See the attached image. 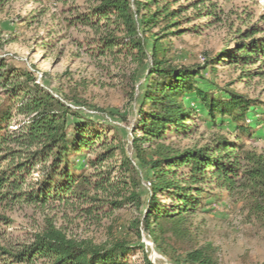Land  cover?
<instances>
[{"label":"trees","instance_id":"1","mask_svg":"<svg viewBox=\"0 0 264 264\" xmlns=\"http://www.w3.org/2000/svg\"><path fill=\"white\" fill-rule=\"evenodd\" d=\"M87 1L86 11L72 13L68 23L92 32L88 53L124 57L133 65L128 76L133 91L138 73L146 71L129 144L137 166L119 139H109L64 95L45 92L24 100L35 88V75L0 55V236L10 222L5 212L23 205L76 202L89 213L88 204L95 202L111 209L145 206L134 229L140 237L141 225L155 244L159 234L174 233L209 198L222 194L240 204L247 218L264 219V154L244 142L253 137L255 117L249 112L259 102L201 83L202 72L208 66L215 71L216 65L264 76V25H249L231 47L200 65L175 64L168 38L191 30L180 28L181 22L211 16L208 7H201L205 0ZM197 120L218 130L209 143L179 148L168 142L172 136L191 135ZM225 125L231 127L227 135L221 133ZM80 157L82 164L77 163ZM139 169L148 187L146 201ZM137 249L143 251L122 238L106 244L76 241L47 222L27 243H0V264H128ZM183 261L214 264L207 245L186 251ZM143 264H152L145 254Z\"/></svg>","mask_w":264,"mask_h":264},{"label":"rangeland","instance_id":"2","mask_svg":"<svg viewBox=\"0 0 264 264\" xmlns=\"http://www.w3.org/2000/svg\"><path fill=\"white\" fill-rule=\"evenodd\" d=\"M190 1L194 0L179 3ZM87 5V0H0V55L35 75V88L24 100L45 92L56 97L64 95L68 105L98 123V129L109 139H119L127 157L137 166L129 144L146 71L138 73L133 91L128 77L133 65L124 57L111 59L88 53L93 45L88 44L92 32L68 23L72 13L86 11ZM202 6L210 9V17L183 21L180 28L191 30L168 38L169 57L175 64L200 65L205 57L214 58L231 47L237 35L249 25H264V0H205ZM189 13L191 10L184 15ZM215 69L211 71L208 66L202 72L201 83L228 88L259 102L249 112V116L255 117L253 137L244 142L247 148L264 154V76L249 77L232 66L216 65ZM20 119L26 117L21 115ZM222 128L224 135L231 130L229 125ZM214 131L218 130L197 120L191 135L172 136L168 142L179 148L201 146L210 142ZM77 163H83L82 157ZM85 169L90 171L88 167ZM140 171V189L146 201L148 187ZM222 195L209 198L203 210L186 218L174 233L159 234L157 244L141 225L140 237L136 236L133 222L141 219L145 206L111 209L104 202L88 204L91 213L84 210V204L76 202L16 207L4 214L10 222L4 228V237L0 236V243H27L33 233L51 222L76 241L106 244L122 238L131 245L141 246L143 251H133L128 264H143L144 254L152 264H186L183 261L186 251L206 245L211 248L214 264H264V219L247 218L240 204L235 206Z\"/></svg>","mask_w":264,"mask_h":264}]
</instances>
